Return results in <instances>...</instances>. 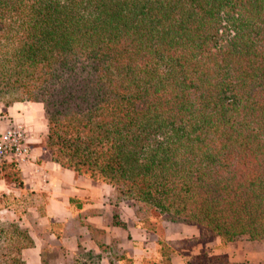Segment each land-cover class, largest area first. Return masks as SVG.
<instances>
[{
	"label": "trees",
	"instance_id": "16d2710c",
	"mask_svg": "<svg viewBox=\"0 0 264 264\" xmlns=\"http://www.w3.org/2000/svg\"><path fill=\"white\" fill-rule=\"evenodd\" d=\"M0 96L42 103L45 157L110 185L157 234L154 253L113 260L231 264L189 251L264 239V0H0ZM0 177L45 214L14 161ZM14 214L0 264L33 246ZM165 222L198 236L175 246Z\"/></svg>",
	"mask_w": 264,
	"mask_h": 264
},
{
	"label": "crops",
	"instance_id": "0c3cea01",
	"mask_svg": "<svg viewBox=\"0 0 264 264\" xmlns=\"http://www.w3.org/2000/svg\"><path fill=\"white\" fill-rule=\"evenodd\" d=\"M43 117L40 102L15 101L8 106L0 103L1 128L20 122L30 131V161L17 164L25 189L47 195L43 216L32 208V214H23L26 219L17 220L33 240V246L21 251L23 260L27 264H122L123 261L112 259L115 250H128L130 255L129 249L136 250L139 252L133 255L136 258L154 253L157 234L135 224L132 206L127 201H118L110 185L95 183L45 157L42 141L47 125ZM39 121L43 127L37 132L31 124ZM20 192L15 182L0 177L1 213L10 211V203L19 201ZM195 236H198L196 227L171 224L166 240L176 246L182 239ZM218 242V238H213L198 243L189 251L190 255L206 258L223 255L231 264H264V239L244 235L222 248L216 247ZM186 260L180 253L172 258L173 264H185Z\"/></svg>",
	"mask_w": 264,
	"mask_h": 264
},
{
	"label": "built area",
	"instance_id": "2783aa9c",
	"mask_svg": "<svg viewBox=\"0 0 264 264\" xmlns=\"http://www.w3.org/2000/svg\"><path fill=\"white\" fill-rule=\"evenodd\" d=\"M30 131L24 123H12L8 127H0V165L4 161L23 164L30 161Z\"/></svg>",
	"mask_w": 264,
	"mask_h": 264
},
{
	"label": "rangeland",
	"instance_id": "374dc122",
	"mask_svg": "<svg viewBox=\"0 0 264 264\" xmlns=\"http://www.w3.org/2000/svg\"><path fill=\"white\" fill-rule=\"evenodd\" d=\"M8 101H9L8 99L3 98V97L0 96V103L1 104L5 105V106H8V104H7ZM42 119H44V123L47 125V121H46L45 117H43ZM42 121L37 122L36 123L37 126L34 125V124H31L33 127H35L34 128V130L36 129L35 131H37V132L41 131V128L43 127ZM33 202L38 204V205H40L41 200L40 199L33 200L32 198H28V197L26 198V200H23V197L20 196L19 197V201H17L15 204L10 203V211L9 212H2L1 213V211H0V230H1V227H2V228L8 229V231H9L11 229L9 224H11L13 222L15 223V220L13 222H12V220L16 219V216H15V214L11 213L12 212L11 210H14L16 212V214L18 213V215L23 216V217H21L23 219H26L24 217L26 215H23L24 213L32 214L33 213V210H32L33 207L31 206V203H33ZM35 212L39 214V210L38 211L36 210ZM134 221H136L135 218H134ZM164 225H165V231H166V234H167V230L169 228V225H171V223L165 222ZM0 238H1V232H0ZM141 247L144 248L145 246H141ZM216 247H217V245H216ZM129 252H131L132 256L139 253L138 251L133 250V249H132V251H130V249H129ZM46 262H47V259H46Z\"/></svg>",
	"mask_w": 264,
	"mask_h": 264
}]
</instances>
